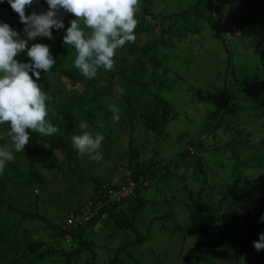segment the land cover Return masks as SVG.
I'll return each mask as SVG.
<instances>
[{
    "label": "rangeland",
    "instance_id": "obj_1",
    "mask_svg": "<svg viewBox=\"0 0 264 264\" xmlns=\"http://www.w3.org/2000/svg\"><path fill=\"white\" fill-rule=\"evenodd\" d=\"M146 4L151 11L161 12L159 16L163 22L143 14L150 29L144 36H139L135 30L136 42L142 45L159 37L155 50L147 49L144 54V47L135 54H128L126 49H118L114 57L118 65L114 76L111 73L93 79L85 78L74 67L73 60L70 61L83 80L81 85L92 82L95 86L83 97L88 103H81L78 109L76 106L75 114L92 121L91 132L104 135L100 149L103 159L81 157L86 177L95 174L100 181L122 182L129 173L126 164L130 137L141 159L157 153L162 163L175 159L200 140L203 147H194L196 152L188 163L180 161L178 168L172 167L175 179L179 180L185 173L186 185L181 181L175 185L170 182L171 186L152 185L145 192L147 208L138 213V221H134L137 231L145 238L130 248L132 258L128 262L132 264L131 261L135 263L139 259L145 264H180L186 253L197 245L204 216L210 211L209 235L200 245L201 264H264V250L258 252L253 246L257 234L264 232V223L260 222L264 215V116L252 108L241 109L236 114L229 112L234 104L251 107L254 95L260 93L264 85V14L260 10L264 0H139L140 7ZM34 5L30 7L32 11H35ZM197 8L204 14L197 12ZM185 9H190V15L184 21L180 15ZM139 11L138 7L137 13ZM170 14L174 17L170 18ZM207 18L218 23L219 38L213 36ZM179 19L182 27L176 28L177 33L181 36L185 33L184 37L162 36V31ZM194 22L201 31L188 34ZM184 25L188 26L187 30ZM142 63L146 70L140 68ZM154 80L164 85H155ZM38 83L42 84L50 101L66 105L72 92L64 78L53 81L50 71L40 77ZM79 91L82 97L85 91L81 88ZM52 92H57L56 96ZM156 95L167 103L161 106L167 109L165 120L160 115V122L164 124L161 136L148 131L142 117L154 109ZM127 99L131 101L130 106ZM112 104L120 108L118 122L113 120L114 114L109 109ZM224 104H228L225 109ZM129 107L132 124H129ZM87 111L91 113L85 114ZM0 145L14 150L8 136L0 135ZM233 150L239 153L238 158L231 157ZM28 157L17 164L20 156L16 155L14 164L7 166L8 162L0 178L5 182L4 199L8 204L44 217L45 220L21 222L23 227L35 232L34 239L47 242L41 250L59 249L55 256L45 257L35 264H105L120 244L136 238L134 230L117 231L112 220L109 224L99 222L84 232V239L90 246L67 261L65 252L77 247L78 243L61 238L50 225H59L67 210L88 199L93 193V184H81L73 177L65 179L37 157L33 158L31 152ZM198 157L203 158L201 171H205V176H198L190 167L197 166ZM238 160L244 163L243 167H233ZM185 164L190 167L187 172ZM35 170L42 175H34ZM239 174L243 180L237 196L233 195L236 201L232 198L221 201L222 192L231 188ZM189 190L194 198L201 191L206 210L198 209ZM130 204L131 211L133 203ZM1 216L12 217V222L19 221V214L8 211L6 206L0 207Z\"/></svg>",
    "mask_w": 264,
    "mask_h": 264
},
{
    "label": "trees",
    "instance_id": "obj_2",
    "mask_svg": "<svg viewBox=\"0 0 264 264\" xmlns=\"http://www.w3.org/2000/svg\"><path fill=\"white\" fill-rule=\"evenodd\" d=\"M145 2V1H144ZM7 0H4L3 3H0V21L6 22L9 24L11 28L16 30L20 34V38L24 39L26 38L24 33V24H22L19 20V16L17 13L14 12V10L11 9L10 5H7ZM142 4V3H141ZM35 11H32L30 7H26L25 12L27 14H31L32 12L40 13L42 11L47 10V4L44 3V0H39V3H35L34 5ZM139 12L136 14V18L138 19L139 23L137 25V28L135 29L138 32V35L141 36L145 32H148L150 29L147 26V19L144 17L143 14L151 15L154 19L158 20L159 22H163L162 17L159 16V13H156L155 11H151L147 4L143 6H139ZM264 14V7L260 9ZM197 12H201V15L204 14L203 10L200 8H197ZM61 19L63 20L65 24V28L69 26V23L72 19H75L74 15L71 13H63L62 10L59 13ZM190 15V9H185L180 17L184 19L189 18ZM174 15L170 14V18H173ZM210 25V29L213 31V36L216 38L220 37V31L217 30V25L215 21H212L210 18H207ZM177 22V23H176ZM174 22L169 26V28L164 29L162 32V36L174 34L179 38L184 37L177 33V27L181 28L182 20L179 19L178 21ZM185 29H188V26L184 25ZM152 29L155 28V25L151 27ZM200 28L196 25V22L193 23V25H190V29L188 34H195L200 32ZM64 30H53V37L54 39L49 40L47 38L43 37H37L35 40L29 41L28 44L31 46L34 43H44L49 45L50 51L53 54V57L56 59V63L51 69L53 73V81L55 79L60 80L62 78L65 79L69 89L72 93L69 96V98L66 100V105L61 104L57 101H50L48 99L47 106H48V119L53 124L58 126L59 132L52 135V136H42L38 132H34L32 130H29L30 132V140L27 145H25L24 152H14V156L16 158V155L20 156L19 161L17 164H20L23 160H28V153L31 152L33 158L37 157L40 159L47 167H51V170H55L59 174L63 175L65 179L74 178L79 183H92L93 184V193L91 196L84 200L83 202H79L75 208H71L67 210V214L65 216H61L60 220L61 223L58 224H51L50 227L53 229V231L59 235L61 238L64 237L66 239H69L71 242L77 241L78 246L72 249L71 251L65 252L66 260L69 261L70 258H75L80 255L82 250L86 247H89L90 244L84 239V232L93 227V225H96L99 222L107 223L112 220L116 225V229L118 230H124V229H131L134 230L137 235L136 238L133 241H127L124 244H120L116 251L111 257V259L105 263V264H130L128 262L129 258H132V252L131 249L134 245L140 244L144 240V235L140 234L136 227L134 221H138L139 215L138 213H143L142 211L146 210L147 201L145 200V192H147L152 185H155L156 187L160 184L163 185H169L170 182L178 183L181 181L183 184L186 185L187 178L184 173L180 179H175V176L172 173V167L178 168V162L188 163L192 159V154H194L196 151L195 148H202L203 143L198 140L196 142H192L193 145L187 147L186 151L179 153L178 157L175 159H172L170 161L163 160V163L156 157L157 153L154 154V156H150L147 159H141L139 157V150L135 147L133 138L130 137L129 139V152L128 153V160L126 164V170L129 171L127 175H125L122 179V182H115L113 180H102L100 181V178L96 176L95 174H90L89 177H86L85 174V167L82 164V156L78 155L77 151L73 148L72 145V136L80 134L81 130L79 129L78 125L83 120L86 121L89 124V131L92 127V121L89 122L82 116H80L78 113L75 114V107L77 106V109L81 105V103L85 102L88 103L83 97L85 96L86 92L88 90H94L95 86L94 83L88 82L84 86L81 85L83 83V80L78 77L76 74V70L70 65V61H74V58L76 56V50L71 45H65L63 42ZM136 35V33H135ZM187 35V33H186ZM185 35V36H186ZM144 36V35H143ZM148 37V35H146ZM159 37H156L151 42H144V44L139 45L137 44L136 40L132 43H127L128 47L124 46L123 49H126L128 54H135V52L138 49H142L146 47V50H143L144 54L147 53V49L155 50L157 47V44L159 42ZM178 39V38H177ZM136 46V47H133ZM16 59L20 61H29L30 58L26 56V54L21 53ZM118 67V65L115 64V68ZM144 68L143 63L140 65V68ZM115 68L112 71L105 72L104 70H100L97 77H107L109 74L113 73ZM157 69V68H156ZM146 70V67L143 69ZM124 72V71H123ZM123 72H120V74H123ZM47 74V73H46ZM31 75V74H30ZM44 75L43 71L41 70V78ZM51 75V74H50ZM114 76V73H113ZM68 81L71 83L69 84ZM40 82V79L37 81ZM87 82V81H85ZM155 85H161L163 86V82L160 80H154ZM43 85L46 87V89H49V86L43 81ZM55 86V83H53ZM94 86V87H93ZM81 88L82 97L80 96L79 89ZM103 92V91H102ZM54 96H56L57 92H52ZM78 93L76 98L74 96ZM157 96V100L155 101L154 109L151 110L149 113H144L142 115L143 117V125L144 127L152 132L153 134H156L158 136H161L163 134V126L164 124L160 122L161 116L163 119H166L167 115V109L161 108V106H164L167 104L159 95ZM254 103L251 104V107H242L238 104H234L231 106L229 112L231 114H236L237 111L241 109H254L257 110L258 113H262L264 116V85H261L260 87V93H257L254 95L253 98ZM127 104L130 106L131 101L128 99L126 100ZM228 106V104H224L223 109H225ZM222 107V106H221ZM170 108V106H168ZM162 113H159L162 111ZM219 112H221V108L219 107ZM91 113L89 111L85 112V114ZM128 115L130 117L129 124H132V110L130 107L128 108ZM161 115V116H160ZM221 115V114H220ZM221 117V116H220ZM220 120V118H219ZM218 120V121H219ZM131 127V126H130ZM132 130V127H131ZM10 127L7 123L0 125V135L8 136L11 140V136L9 135ZM191 143V144H192ZM12 144V141H11ZM13 146V145H12ZM195 147V148H194ZM233 149V147H232ZM14 151V150H13ZM191 152V153H190ZM61 155L63 157L62 160L59 159V156ZM239 153L236 150H233V155L231 157L238 158ZM14 158V159H15ZM203 158L198 157V164L197 166H190L194 170V173L198 176L203 174L205 176V171H201L204 169V166L201 164V160ZM147 160V161H146ZM203 162V161H202ZM12 163L14 164V161H11L7 164L9 166ZM188 164H185L186 171L190 167L187 168ZM240 166L243 167L244 163L241 161H237L234 163L233 167ZM39 171L35 170L33 173L34 175H38ZM39 175H42V173H39ZM202 176V175H201ZM42 181V176L39 177ZM207 178V177H205ZM132 181L135 184L133 192L125 198H121L118 203L112 204L110 207L104 206V210L107 213L106 218L101 219L100 217H96L92 219L91 221L85 222L79 227H72L68 226L66 224V221L70 217H75L78 214L82 213V209H84L88 203H95L97 201H103L107 197L108 188L110 189H118L120 190V187L122 184H124L128 181ZM243 180L242 175H238V177L234 180L233 185H231L230 189H227L222 192L221 201L228 200L232 198L233 202L236 201L235 197L233 195L237 194L238 189H240V183ZM162 186V185H161ZM4 190H5V182L3 178H0V207L6 206L8 211L10 212H17L19 214V221L18 222H12L10 217L9 219H5L3 216L0 218V264H35L38 260H42L45 257H53L56 254L59 253V249H43L41 250V247L47 246V242H41L37 241V239L33 238V235L35 234L34 231H31L27 229L26 227L22 226L23 221L25 220H33V219H42L45 220L44 217H41L39 214L36 213H30L28 211H24L23 209L19 207H15L11 204H8L7 201L4 199ZM190 194V198L192 199L193 203L197 204L198 209L204 210L207 208V206L201 201L200 192L197 195V197L194 198L193 192L191 190L188 191ZM237 196V195H236ZM220 201V202H221ZM133 203V209L131 211L128 209V204ZM125 205V206H124ZM124 207V208H123ZM206 210V209H205ZM219 212V211H218ZM210 211L207 212L204 216V227L201 229L200 237L198 238L197 245L192 250L188 251L186 253V256L180 264H201L202 261L200 260L199 253H201V242L202 239L207 237L209 235V220H210ZM154 221V219H151V222ZM50 223H48L49 225ZM93 255H96L93 250ZM126 256V257H125ZM132 264H145L139 259L135 260V263L131 261ZM209 263V262H207Z\"/></svg>",
    "mask_w": 264,
    "mask_h": 264
},
{
    "label": "clouds",
    "instance_id": "obj_3",
    "mask_svg": "<svg viewBox=\"0 0 264 264\" xmlns=\"http://www.w3.org/2000/svg\"><path fill=\"white\" fill-rule=\"evenodd\" d=\"M7 3L24 24L26 38H20L8 23L0 21V125H9L14 148L12 151L0 145V174L6 164L14 160V152H24L30 140L29 130L42 136L59 132L58 126L47 118L49 97L42 84L37 82L41 70L44 74L50 72L56 59L49 45L34 43L29 46L28 42L37 37L52 40L53 30H64V44L76 50L74 67L85 78L93 79L101 69L108 72L115 68L117 50L126 43L135 42V29L139 23L136 18L139 0H44L48 6L46 11L27 15L26 7L39 0H7ZM61 10L75 17L67 28L59 15ZM21 53L30 60L16 59ZM109 109L114 114L113 120L118 122L120 108L112 104ZM78 127L80 134L71 138L78 155H88L97 161L103 159L100 149L104 135L89 131V124L83 120ZM260 222L264 223V215ZM257 235L253 246L259 252L264 250V232Z\"/></svg>",
    "mask_w": 264,
    "mask_h": 264
},
{
    "label": "built area",
    "instance_id": "obj_4",
    "mask_svg": "<svg viewBox=\"0 0 264 264\" xmlns=\"http://www.w3.org/2000/svg\"><path fill=\"white\" fill-rule=\"evenodd\" d=\"M135 184L132 181H128L121 185L120 190L108 188L107 197L103 201H97L95 203H88L87 206L82 209V213L75 217L67 219L66 224L72 227H79V225L91 221L96 217H105L106 212L104 206L110 207L114 203H118L121 198L128 197L134 190Z\"/></svg>",
    "mask_w": 264,
    "mask_h": 264
}]
</instances>
